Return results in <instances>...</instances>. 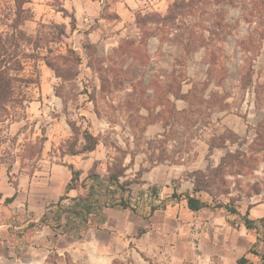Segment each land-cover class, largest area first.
Listing matches in <instances>:
<instances>
[{"label": "rangeland", "instance_id": "1", "mask_svg": "<svg viewBox=\"0 0 264 264\" xmlns=\"http://www.w3.org/2000/svg\"><path fill=\"white\" fill-rule=\"evenodd\" d=\"M28 1L33 18L22 29L55 42L45 41L39 50L48 64L42 60L25 64L21 75L32 77L35 84L24 85L22 93L28 101L23 109L10 104L12 118L0 128L4 141L0 169L4 174L5 166L11 164L12 181L24 187L32 184L30 194L24 189L11 204L5 199L12 194H0V264H47L46 258L54 253L62 259L66 253L73 264H91L94 257L96 263L101 256L111 264H222V259L228 264L241 248L235 244L233 249L225 248L227 232L232 230L219 223L220 217H212L210 209L192 213L185 201L166 202L164 210L140 218L110 206L120 199L131 205L138 202L139 212L148 215L152 201L142 197L144 192L153 187L167 198L176 186L179 194L191 193L185 173L215 167L227 150L236 149L228 143L209 153L207 143L213 137L251 141L254 127L264 117V13L259 17L250 6H223L227 27L214 38L221 43L216 58L225 63V71L213 76L204 91V86H196L191 113L181 120L164 99H170L176 111L185 109L186 102L166 95L164 81L169 84L180 75L189 79L182 85L183 95L193 83H205L207 55L200 50L185 58L174 44L156 37L144 41L136 24L138 14H165L175 0ZM60 29L65 31L62 36ZM240 79L251 83L242 85ZM255 89L260 97L257 104ZM210 92L216 104H200L199 99H208ZM225 93L229 97L224 101ZM163 122L170 123L169 138L157 140ZM84 132L97 139L95 149L70 154L81 149ZM38 139L39 160L23 159V145ZM181 151L185 154L178 159ZM161 153L177 161L151 167L147 157ZM259 159L255 170L229 178L240 181L237 205L243 213L249 205L264 203V153ZM69 167L79 173L73 199H79L80 217L61 213L72 205L65 195ZM141 167L145 171L137 176ZM121 172L119 188L109 177ZM254 185L261 189L258 196L249 190ZM236 194L237 190L232 196ZM61 196L64 199L57 209ZM88 205L91 213L85 215L82 208ZM44 212L49 226L59 223L61 227H40ZM230 221L235 228L239 219L230 217ZM29 223L35 226L28 227ZM256 225L250 231L256 237L250 249L263 264L264 223L256 220ZM137 228L146 232L138 239ZM248 251L244 254L252 257Z\"/></svg>", "mask_w": 264, "mask_h": 264}, {"label": "trees", "instance_id": "2", "mask_svg": "<svg viewBox=\"0 0 264 264\" xmlns=\"http://www.w3.org/2000/svg\"><path fill=\"white\" fill-rule=\"evenodd\" d=\"M28 3V0H0V128L5 121H9V119L12 118L9 111L11 107L10 104L17 105L18 108L20 107L23 109V104L28 101L22 93L24 85L35 84L32 77L25 78L21 75L25 69V64L28 61L35 60H42L48 64L45 57H41L39 50L42 48L41 44L43 42H55L54 40L48 41L42 39L39 32H37L35 36H30L22 29V26L33 18ZM223 6L236 7L239 9L250 6L251 10L255 11L259 17L262 16L261 13H264V0H175L170 4L165 14L150 13L146 15H137L136 24L140 28L141 38L144 39V41L149 37H156L160 42L174 44L179 47L183 55L186 56L185 58L200 50H204L207 55L205 62L207 64L208 75L205 83H191V89L183 95L181 94L182 85L190 82L189 79L180 75L177 79L171 80L169 84H166V80L164 81L165 85L163 86L167 87L164 92L166 95L171 94L174 99H183L186 102L187 107L185 109L176 111L170 99H167V97L164 99L165 103L172 107L171 109L174 110V114H176L179 119L181 118V120H187V117L191 113L190 109L193 105L192 102L195 100L197 93L196 86H204L201 89L204 91L205 86L207 87L213 76L225 71V63H221L222 61L219 62L216 58V50L217 47L220 48L219 46L221 43L218 42V39L214 38V36H220L227 27L225 19L221 15ZM40 27L44 28L45 25L41 24ZM55 27L58 28L57 26ZM59 32V35L62 36L65 31L64 29H60ZM240 82L242 85H250L251 83V81L245 83L243 79H240ZM254 94L256 99L255 103L257 104L260 97L256 89ZM207 96L208 99H199L200 104L208 103L210 106L216 104L217 101H214L215 97L213 93L210 92ZM222 97L225 101L229 95L225 93ZM177 123L178 122L175 124ZM169 124L170 123L163 122V133L156 135L155 139L158 140L157 137H163L165 140L169 138V133L167 131ZM253 132V138L250 142L245 140L239 143L232 141L230 137L224 135L213 137L211 141L207 143L209 153L215 148H225L228 143L231 146H236V149L233 151L227 150L215 167L208 165L205 170H195L185 173V180L192 184L191 193L179 194L177 193L178 188L175 186L170 196L163 198L152 187L147 192H144L142 196L152 201L148 215L139 212L140 203L138 204V202L137 204L131 205L130 201L120 199L118 202L112 203L110 207L115 208L116 206L123 210H129L140 218H147L160 209L164 210L166 202L177 203L185 201L186 208L190 212H198L202 209L223 211L226 217L231 216L243 221L247 230H256V221L250 220L247 217L249 214L248 211L252 205L248 206L244 215H241L240 208L237 205L241 202L240 193L242 190L236 188V184L239 185L240 181L238 179H234L233 181L229 180V178L244 175L246 172L245 170L253 171L259 165V156L261 153H264V117L254 127ZM83 140L84 144L81 149L79 151H71L70 154L76 155L79 153L91 152L98 143L97 139L88 132L83 133ZM160 142L163 141L160 140ZM2 143H4V141L0 140V144ZM39 144L40 149H37ZM23 147L25 152L23 159L30 161L39 160L42 153L41 140L38 139L35 143L31 142L28 143V145H23ZM184 154V151H181L176 157L178 159H183L182 155ZM14 161H16V159H14L13 162ZM167 161L175 163L177 159L170 160L162 153L157 156L151 154L147 157V162L151 167L157 164H163ZM1 163L0 159V164ZM11 168V164L5 166L8 183L13 188L14 193L11 197L5 199L6 204L13 203L18 193L17 182L15 183L12 181L14 175L11 173ZM69 169L71 171V179L66 185L65 192L75 189L73 185L79 177L77 171L72 167H69ZM143 171L145 170L141 167L137 172V176L142 174ZM122 173L123 172L117 173L109 177V181L114 182L119 188L122 187V184L118 181L119 177H122ZM172 182L174 184L179 183V181L177 182L176 180ZM232 182H235L234 187H232ZM235 190H237L239 194L232 196ZM249 190L255 196H258L261 189H259L258 185H254L251 186ZM202 195H205L208 199H203ZM222 197L225 199H221ZM63 199L62 196L59 197L56 203L57 209L61 207L60 202H62ZM71 201L72 205H70L69 209L61 210V213L79 215L80 217L79 199H71ZM154 201L157 202L156 205L153 204ZM82 209L85 215L91 213L89 205L84 206ZM226 221L229 224H235V222L230 221V218H226ZM38 222L40 227L47 226L52 230L61 227L59 223H56L55 227L49 226L50 223L46 212L42 214ZM258 222L264 223V217L258 219ZM34 226V223L28 224V227ZM68 231H71V229L69 228ZM144 233V229H138L135 238H140ZM248 253L254 256L258 255L253 249H250ZM63 256L65 257L64 259L59 257L57 253H54L53 255H49L45 262L47 264H57L56 262L59 260L64 264H73L69 255L64 253ZM261 259L264 261V257L261 256ZM235 264H250V262L248 257L244 254L235 261Z\"/></svg>", "mask_w": 264, "mask_h": 264}, {"label": "crops", "instance_id": "3", "mask_svg": "<svg viewBox=\"0 0 264 264\" xmlns=\"http://www.w3.org/2000/svg\"><path fill=\"white\" fill-rule=\"evenodd\" d=\"M3 176H5V180L2 179ZM0 186H1L0 187V194H2V196L7 197V196H10L11 194L13 195L14 190L9 185V183L7 182L6 172L3 174L2 168L0 169ZM18 186H19L18 194H20V192H23L24 189L26 192H29V191L31 192V187H32L31 183L28 184L26 187H24V186H21V183L19 181ZM65 191H66V187H65ZM30 192H29V194H30ZM18 194H17V196H18ZM76 194H77V191H75V190H69L68 192H65V195L68 196V198H70L69 201H71V199H73L76 196ZM202 210H205V209H202ZM198 212H200V211H198ZM210 212H211L212 217L218 216L221 218L222 221H219L220 224H222L223 226L224 225L228 226L232 230L231 233L227 232L226 239L228 242H227V245L225 248L233 249L232 246L234 244L237 246V248H241L240 253L238 255H235L233 257V259H231V261L228 263V264H235V261L239 257H241L244 253H246L255 244L256 237L252 233H250V231H254V230H247L243 224V221H241V220L238 221V223L235 225V228L231 224L229 225V223L226 221V218H230L231 216L226 217L225 213L223 211H212V210H210ZM192 213H196V212H192ZM240 213H241V215H244V213L241 210H240ZM248 213L249 214L247 217L250 220L256 221V220L262 218L264 215V203H260V204L252 206L250 208V210L248 211ZM237 248L235 250H237ZM242 250H244V251H242ZM220 258L222 259L223 257L220 255ZM106 259H107L106 256H105V258H103L101 256L99 261H97L95 263V257H94L91 264H111L112 263L110 261H106ZM248 259H249L250 264H261V262L256 261L257 256L253 255L252 257H248ZM222 260H223L222 264H226L224 262L225 259H222Z\"/></svg>", "mask_w": 264, "mask_h": 264}]
</instances>
